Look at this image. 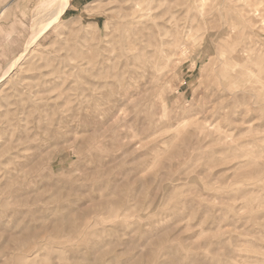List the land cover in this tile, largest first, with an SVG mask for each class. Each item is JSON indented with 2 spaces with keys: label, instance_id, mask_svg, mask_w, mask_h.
Listing matches in <instances>:
<instances>
[{
  "label": "rangeland",
  "instance_id": "rangeland-1",
  "mask_svg": "<svg viewBox=\"0 0 264 264\" xmlns=\"http://www.w3.org/2000/svg\"><path fill=\"white\" fill-rule=\"evenodd\" d=\"M52 3L0 0V264H264V0Z\"/></svg>",
  "mask_w": 264,
  "mask_h": 264
},
{
  "label": "bare ground",
  "instance_id": "bare-ground-1",
  "mask_svg": "<svg viewBox=\"0 0 264 264\" xmlns=\"http://www.w3.org/2000/svg\"><path fill=\"white\" fill-rule=\"evenodd\" d=\"M52 2H53L52 7L48 13L46 23L42 27H40V29L36 32V34L34 36L35 40L42 37L44 34H46L55 25L59 24L61 22L63 14L66 12V10L70 6V0H52ZM30 44H31V42H29V45H27L26 51L30 47ZM21 57H22V55H21ZM21 57L18 58L11 65L10 70H11V68L13 69L16 67L18 60H20ZM240 73L242 75H246L247 79H249L251 81V83H253V85H256L258 83L257 78L254 76V74L252 72L242 70ZM231 75H233V74H231ZM235 76H237V72H235L233 77H235Z\"/></svg>",
  "mask_w": 264,
  "mask_h": 264
}]
</instances>
